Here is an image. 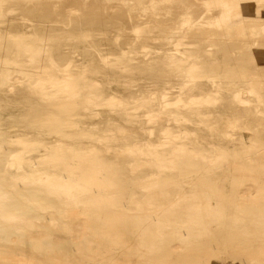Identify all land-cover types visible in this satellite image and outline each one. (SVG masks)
Wrapping results in <instances>:
<instances>
[{
  "label": "bare ground",
  "instance_id": "bare-ground-1",
  "mask_svg": "<svg viewBox=\"0 0 264 264\" xmlns=\"http://www.w3.org/2000/svg\"><path fill=\"white\" fill-rule=\"evenodd\" d=\"M16 10L39 14L26 34L9 31ZM48 15L73 32L50 28ZM2 24L15 45L0 69L28 66L34 102L28 140L12 139L18 149L5 156L28 209L3 207L0 194L4 242L28 237L45 256L35 264H64L42 230L73 231L69 220L88 229L82 207L108 229L99 243L122 248L128 264H220L222 245L241 239L255 245L247 263L264 264V0H0ZM65 35L86 65L51 46ZM232 175L235 191L250 182L258 198L234 205Z\"/></svg>",
  "mask_w": 264,
  "mask_h": 264
},
{
  "label": "rangeland",
  "instance_id": "rangeland-1",
  "mask_svg": "<svg viewBox=\"0 0 264 264\" xmlns=\"http://www.w3.org/2000/svg\"><path fill=\"white\" fill-rule=\"evenodd\" d=\"M10 7L12 8V6H7V8H10ZM82 15H83V12H81V17H82ZM21 16L25 17L26 20L17 19ZM37 16H39V14H36V13L33 14L31 12H28V11L24 12V13L19 11V10L11 12L9 14V18H11L12 20L14 19L13 20L14 23H13V21L12 22L10 21L11 23L9 24V26L11 25V27L9 28L10 29L9 31L20 32V33H25V34L28 33L27 31L29 30V25H31L32 20L36 19ZM27 19H28V21H27ZM46 19L49 20V23H50V21L54 20V21H52V22H54L53 24L47 23V24L51 25V26L48 25L50 28L53 25H54V27H57L59 25L57 28H55V31L57 29L58 32L59 31L62 32L65 28V32H67V31L73 32L74 26H72L70 24L68 26H65L66 22L64 24L63 23H59V24L56 23L55 21L57 20V17L55 19L54 16L48 15V17H46ZM59 19L61 20V17L58 18V20ZM1 22H2V19H1ZM4 25L5 24L1 25V29H2L0 31L1 32V38H2L1 41H2L3 45L7 48V50L0 51V57H11V51H14V45H15L14 43L15 42L11 38H9L8 34L5 32L6 30L4 28L5 27ZM54 27L52 28V30L51 29L50 30L54 31ZM59 27H61L60 28L61 30L58 29ZM82 32H83V34H82ZM82 32H80V36L82 37V39H86L84 31H82ZM52 33L53 32H51V35L56 34V32H54L55 34L54 33L52 34ZM48 35H50V33H48ZM55 36H57V35H55ZM7 38H8V40H7ZM11 40L13 41V43ZM64 41L67 45H65V43H62L61 41H57L55 43L51 42L52 43L51 46L57 47L60 45L59 47H61V48L58 47L59 49L58 48L57 49L65 51V52H66V50L70 49L69 50L70 52L68 51V53L70 54L69 55L70 57H72V54H73L72 58L75 59L73 61L77 64V63H79L78 61L83 60L79 64H82L83 66L86 65L87 63H84V62H86V59L83 55H81L82 54L81 49L77 48V46L79 45L78 44L79 40H77L75 38L67 39V35H65ZM99 41H102V40H99ZM99 41H98V43L101 45L99 47V49L100 50H106L104 43L99 42ZM26 42H29V40H27ZM61 45H63V46L65 45V46L62 47ZM68 45H69V47L67 48ZM73 49H74V51H73ZM75 50H77V52ZM74 54L77 56L80 55V57L82 56L81 60H80L79 56L77 58V56H75ZM22 58H17L16 61L20 62V63H25L27 61L26 56L23 55ZM5 76H6L5 81L0 79V146L2 145V148L0 149V194L5 193V197L4 198L1 197L0 199L2 200V198H3L5 202L2 201L4 204H1V201H0V204L4 205L3 207H7V208H16L17 209V206L19 208L21 206L22 207L25 206L28 209V203H26L28 201V199H27L28 198V195H27L28 194V188L25 190L21 186L23 184H20V186H19L18 185L19 183L15 184V183H17L16 181L14 183H12L9 174H11V175L15 174L14 172H16V170H14V169L11 170V168L6 169L5 167H3V166H5L4 162H5L6 154L9 152L16 151L18 149V147L11 144L12 139L22 138L24 140H28V125L26 123L28 122L27 119H31V118H28V106L30 104L34 103L32 101V99L28 98V94H29L28 88L25 85L28 82V79H27V77H28V66H26L25 68H22V69H15V68L0 69V78L5 77ZM113 77H114V75L111 77V79ZM114 79H115V77H114ZM30 101H32V103ZM25 120H27V121H25ZM170 130L173 134L176 133V125L172 124L171 122H170ZM244 133H246L245 135H248L249 132L247 133V131H244ZM248 138L249 137H246V141L249 143L251 140L249 141L250 138L249 139ZM26 156L28 157V154ZM36 160L37 159H34L33 161H36ZM232 170H233V167H232ZM261 170H264V169H261ZM5 171L7 173L8 172L9 173L5 174L4 173ZM236 177L237 176L232 175L231 179L224 184L228 189L227 190V196L231 199L233 204L236 205V204H240L242 202L248 203V202H250L249 199H251L252 201H253L252 198H254V200L257 199L258 197L256 196L257 194L254 192V187H251V188L249 187V186H252L250 182H249L250 185H249V183H247L249 185V186L247 185V188L245 185V188L247 190L243 189L244 187L242 186L241 188L243 191L241 190V192L239 191V193L237 191H235L236 188L240 187L239 186L240 182ZM11 183L15 184L16 187H19V189L18 188L15 189L14 185L12 187V185H10ZM262 185L263 184L260 182L257 185V187L262 188L264 186V185L263 186ZM24 186L25 185H23V187ZM248 187H249V189H248ZM20 188H22V189H20ZM23 189L25 190L24 191L25 194H24V192L23 193L21 192V191H23ZM14 191L18 194L20 193L19 196H21V194H22V196H21L22 198L18 196L20 199L15 200V198H16L15 196H17V195L15 194ZM26 191H27V193H26ZM242 192H244V196H242L244 199L240 198L241 195H243ZM250 192L251 193L253 192L252 197L250 196V194H251ZM23 196H24V198L27 197L25 199L26 202L23 201L24 200ZM246 196H248L247 199L245 198ZM140 197H141V195L138 194L136 199H139ZM20 200H22L24 203L18 202ZM17 203L19 205H20V203H22V204H21V206H19ZM77 213L81 214V217H79V219L81 218V220H83L84 218H86L87 222L91 223V225L90 224L88 225L89 226L88 229L85 230V228H84V225H83L84 220L83 221L80 220L81 222H79V220L78 221H76V220H69L68 221L67 219H63L62 221L60 220V222L65 224L66 221H68L69 225L73 231L67 232V230H64V232H61V229H59V228L58 229L57 228L52 229V228H48V227H46L45 230H42L43 232L47 233L49 236L48 238L55 243V246L53 247V252L55 253V256L58 257L59 259H61V261L64 264H107V262L103 263L101 261L98 262L97 260H99V258L101 256H107V258H108L109 251H111V252H114V254H115L114 264H128L127 260L124 256V250L122 248L120 249L119 246L99 243L100 240H103V239L105 240L104 231L106 232L108 230L107 228L105 230L100 228V226H102L100 217H98L95 213H93V211L85 210L82 207L78 208ZM19 214L28 216V211L19 212ZM237 214H239V213H237ZM75 221H76V223H75ZM70 222L73 223L72 226H71L72 223L70 224ZM81 223H82V225H79ZM237 225H239V224H237ZM4 227H2V225H0V228H3V230L0 229V231H4L5 230ZM79 227H81L80 228L81 230L79 229ZM239 227L242 228V225L240 224ZM89 229H91L92 232ZM84 231H86V232H84ZM19 232H23V231H19ZM80 232H81V234H80ZM2 233H4V232H2ZM2 233L0 234L1 235L0 236V250H5L6 246L7 247H13V248L17 249V253L16 254H14V253L13 254H6L3 251H0V264H35V263H38L42 260L45 261V259H44L45 256L43 255V253H41V251H39L40 252L39 253L36 250L28 248V237L27 238L21 237L18 234V236H16L18 238L17 239L18 241H17L15 234H13L14 237L13 236H11L12 238L9 237L11 241H8L6 243V242H4L5 239H1V237L4 236ZM85 235H87V237ZM79 236L80 237L82 236V237L79 239ZM69 237H71V238L73 237L74 239L72 238V240H69ZM248 237L249 238H255V235L249 234ZM43 240H45V239H43ZM73 241L75 243H81L82 244L79 247V249L76 248V245L73 243ZM243 241L244 240L241 239L238 243L236 242L234 249L231 246L230 247L227 246V244H223L222 245V254L219 255L220 264H231V263L232 264L233 263H235V264H242L243 263L244 264V262L246 264H249V263H247V262H249L248 257H249V254H251L250 251L252 252L251 248L254 247L255 245L250 244V247H249V245L244 244ZM238 246H239V249H238ZM249 249H251V250H249ZM246 251H248V252H246ZM20 252H22V253H20ZM9 253H10V251H9ZM95 258L97 260H95Z\"/></svg>",
  "mask_w": 264,
  "mask_h": 264
}]
</instances>
